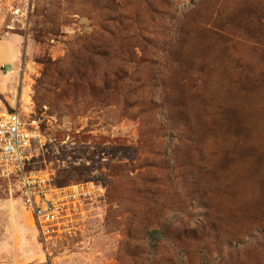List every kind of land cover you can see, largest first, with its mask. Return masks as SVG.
<instances>
[{
	"label": "rangeland",
	"instance_id": "1",
	"mask_svg": "<svg viewBox=\"0 0 264 264\" xmlns=\"http://www.w3.org/2000/svg\"><path fill=\"white\" fill-rule=\"evenodd\" d=\"M0 64L32 167L104 189L44 244L0 176L8 264H264V0H0Z\"/></svg>",
	"mask_w": 264,
	"mask_h": 264
},
{
	"label": "built area",
	"instance_id": "2",
	"mask_svg": "<svg viewBox=\"0 0 264 264\" xmlns=\"http://www.w3.org/2000/svg\"><path fill=\"white\" fill-rule=\"evenodd\" d=\"M51 118L47 106L37 110L32 102L0 113V176L15 181L22 207L44 244L59 236L79 235L81 230L73 225L74 210L104 193L93 180L58 187L46 173L32 167L30 149L42 141V125Z\"/></svg>",
	"mask_w": 264,
	"mask_h": 264
},
{
	"label": "crops",
	"instance_id": "3",
	"mask_svg": "<svg viewBox=\"0 0 264 264\" xmlns=\"http://www.w3.org/2000/svg\"><path fill=\"white\" fill-rule=\"evenodd\" d=\"M9 36H12V38H10V39H12V46H13L15 53L12 55L11 63L8 64V66L13 65L16 62V60L18 59L19 54L23 48V39L19 35L13 34V33H8L7 37H9ZM0 66L2 67L3 64H0ZM9 261L14 262V260L11 256L7 255V253H4L3 246L1 245V242H0V264H4V263L8 264Z\"/></svg>",
	"mask_w": 264,
	"mask_h": 264
},
{
	"label": "trees",
	"instance_id": "4",
	"mask_svg": "<svg viewBox=\"0 0 264 264\" xmlns=\"http://www.w3.org/2000/svg\"><path fill=\"white\" fill-rule=\"evenodd\" d=\"M45 106V105H44ZM43 107V105L42 106H40L39 108H37L38 110H40L41 108ZM48 110H49V108H48ZM27 169H29L30 168V166H27L26 167ZM82 181H85V180H81V181H77V182H82Z\"/></svg>",
	"mask_w": 264,
	"mask_h": 264
}]
</instances>
